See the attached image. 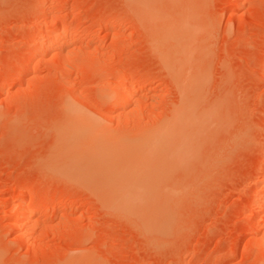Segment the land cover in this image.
I'll return each instance as SVG.
<instances>
[{
    "label": "rangeland",
    "instance_id": "rangeland-1",
    "mask_svg": "<svg viewBox=\"0 0 264 264\" xmlns=\"http://www.w3.org/2000/svg\"><path fill=\"white\" fill-rule=\"evenodd\" d=\"M238 3L0 0V264H264V0Z\"/></svg>",
    "mask_w": 264,
    "mask_h": 264
},
{
    "label": "bare ground",
    "instance_id": "bare-ground-1",
    "mask_svg": "<svg viewBox=\"0 0 264 264\" xmlns=\"http://www.w3.org/2000/svg\"><path fill=\"white\" fill-rule=\"evenodd\" d=\"M235 1H236L237 5H238V4H239V3H238V0H235ZM238 8H239V7H238ZM64 33H66L65 30L63 31V34H64ZM61 34H62V33H61ZM68 65H70V64L68 63ZM130 90H131V88H130ZM130 90H129V91H130ZM136 91H137V90H136ZM133 93H134V95H135V92H133ZM136 93H139V92H136ZM136 95H137V94H136ZM126 97H127V91L122 92V100H123V101L125 100ZM136 97H138V96H136ZM134 98H135V97H133L132 99H134ZM135 99H136V98H135ZM128 100H129V99H128ZM129 101H130V100H129ZM126 102H127V101H126ZM190 110H192V108H189V113H190ZM179 112H180V111H179ZM182 112H184V115H182L183 113H181V116H177V118L179 119V120H178L179 122L181 121V123H183L182 121H184V120H183L184 118H185V120H186V118H188L187 120H190V119L192 118L191 116H187V114H186V117H185V113L187 112V110H186V112H185V110H183ZM176 113H177V112H175V115H178V114H176ZM187 113H188V112H187ZM179 114H180V113H179ZM191 114H192V113H191ZM192 115H193V114H192ZM182 116H183V117H182ZM171 117H172V118H171L170 121L174 120L173 118H176V116H171ZM179 117H180V118H179ZM190 117H191V118H190ZM177 118L175 119L176 122H178V121H177ZM170 121H169V122L167 121V123L165 124V125H167V124L169 123V124H168V127H167V126H164V127H163V128H166V127H167V128H166V130L168 129L167 132L170 131L171 128H174V126H173V124H174L173 121H172V123H173L172 125H170ZM175 121H174V122H175ZM179 122H178V123H179ZM184 122H185V121H184ZM181 123H179V125H180ZM176 124H177V123H176ZM172 126H173V127H172ZM176 126H178V124L175 125V127H176ZM180 126H181V125H180ZM178 127H179V126H178ZM178 127H177V128H178ZM169 128H170V130H169ZM164 131H165V130H164ZM165 133H166V132H165ZM168 133H169V132H168ZM170 134H171V133H170ZM146 135H147V134H146ZM167 135H169V134H167ZM167 135H166V137H167ZM140 136H141V135H140ZM143 136H144V135H143ZM143 136H141V137H143ZM154 136H155V135H154ZM170 136H171V135H169V137H170ZM149 137H152V136H149ZM161 137H162V136H161ZM169 137H168V138H169ZM133 138H134V137H133ZM147 138H148V136H147ZM162 138H163V137H162ZM155 139H156V138H155ZM129 140H131V138H130ZM157 140H158V139H157ZM149 141H150V140H149ZM113 142H115V141H113ZM120 142H121V141H120ZM167 142H168V141H167ZM167 142H166V143H167ZM171 142H172V141H171ZM151 143H152V142H151ZM155 143H156V142H155ZM158 143H159V142H158ZM116 144H117V143H116ZM167 144H169V143H167ZM171 144H172V143H171ZM114 145H115V144H114ZM150 145H151V144H150ZM155 145H156V144H155ZM159 145H160V144H159ZM120 146H121V145H120ZM142 146H143V145H142ZM171 146H172V145H171ZM122 148H123V146H122ZM124 148H125V147H124ZM113 149H114V148H113ZM128 149H129V148H128ZM142 149H143V148H142ZM165 149H167V148H165ZM162 150H163V149H162ZM123 151H124V150H123ZM125 151H126V149H125ZM129 151H133V150H128L127 152H129ZM166 152H167V151H166ZM167 154H168V153H167ZM168 155H169V154H168ZM148 159H149V158H148ZM150 159H151V158H150ZM168 159H169V158H168ZM152 160H153V159H152ZM150 161H151V160H150ZM169 161H170V160H169ZM149 164H150V163H149ZM166 165H167V164H166ZM154 166H155V165H154ZM155 167H156V166H155ZM137 168H138V167H137ZM140 168H141V166H140ZM166 168H167V167H166ZM161 169H163V168H161ZM144 170H145V169H144ZM161 171H162V170H161ZM161 171H160V172H161ZM135 172H136V171H135ZM165 172H166V171H165ZM139 174H141V173H139ZM156 174H158V173L156 172ZM172 193H174V192L172 191ZM32 199H33V198L30 197V196L27 197V198H24V199L22 200V201H23V204H24V203L27 204V203L31 202ZM258 200L261 202V204H263V207H264V193L261 194V197H260ZM259 204H260V203H259ZM22 216H23V215H22ZM19 218H20V217H19ZM27 221H28V220H27ZM258 244H259V243H258ZM262 244H263V243H262ZM260 247H261V246H260ZM261 249H262V247H261Z\"/></svg>",
    "mask_w": 264,
    "mask_h": 264
}]
</instances>
